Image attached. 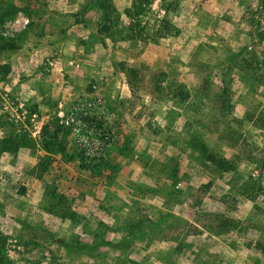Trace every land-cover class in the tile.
<instances>
[{
	"label": "rangeland",
	"instance_id": "374dc122",
	"mask_svg": "<svg viewBox=\"0 0 264 264\" xmlns=\"http://www.w3.org/2000/svg\"><path fill=\"white\" fill-rule=\"evenodd\" d=\"M108 1L0 0V264H264L259 0Z\"/></svg>",
	"mask_w": 264,
	"mask_h": 264
},
{
	"label": "trees",
	"instance_id": "16d2710c",
	"mask_svg": "<svg viewBox=\"0 0 264 264\" xmlns=\"http://www.w3.org/2000/svg\"><path fill=\"white\" fill-rule=\"evenodd\" d=\"M177 0L174 1V4ZM173 5V3H171ZM101 8L103 10V18L105 20V22H108L111 20V14L112 11L114 10L112 4L108 1V0H101ZM256 14H264V0H259V5L258 8L255 10ZM260 22V21H259ZM256 23L258 24V21L256 20ZM263 35V34H262ZM251 61L249 62L248 60H246V63L250 69V67L253 65L252 61L254 62H258V66H264V49L259 52V53H255L252 52V57L250 59ZM235 66L230 67L231 69H233ZM253 68V67H251ZM248 74V73H247ZM249 75V78L247 77ZM245 79L246 81L249 82V85L251 86V88H255L257 86H261L264 83V74H253L252 76H250V74H248ZM207 79L204 80V82ZM202 89H197L196 93L201 94ZM221 93H223V95L225 94V91H222ZM226 106V105H225ZM224 106V107H225ZM228 107V106H226ZM231 107V106H230ZM199 128L201 127L202 130L199 129V135L196 137V149L199 152V154L205 159V161L207 162H212L214 165H216L222 172H230V171H237V164L233 161V160H229L226 159L222 156H220V154L218 152H214L208 145L206 142V136L204 131H208L207 130V125L206 123L202 120L199 121ZM96 137L101 136V134H99L98 132H95L94 134ZM103 138L104 135L102 136ZM1 253V250H0Z\"/></svg>",
	"mask_w": 264,
	"mask_h": 264
},
{
	"label": "built area",
	"instance_id": "2783aa9c",
	"mask_svg": "<svg viewBox=\"0 0 264 264\" xmlns=\"http://www.w3.org/2000/svg\"><path fill=\"white\" fill-rule=\"evenodd\" d=\"M7 107H9L10 109H11V111L12 112H16V111H18L19 110V107H18V105H17V103H16V101H14V100H12V101H8V103H7ZM77 109H79V108H77ZM80 110V109H79ZM76 114H78V113H76ZM76 116V117H75ZM72 115L69 119H68V123H70L71 122V124H73V126H74V130L77 132V133H83V134H88L89 132H90V130H91V128H83V127H79L78 125V116L77 115Z\"/></svg>",
	"mask_w": 264,
	"mask_h": 264
},
{
	"label": "crops",
	"instance_id": "0c3cea01",
	"mask_svg": "<svg viewBox=\"0 0 264 264\" xmlns=\"http://www.w3.org/2000/svg\"><path fill=\"white\" fill-rule=\"evenodd\" d=\"M21 154V153H20ZM36 157H28L29 161L33 162ZM34 163V162H33Z\"/></svg>",
	"mask_w": 264,
	"mask_h": 264
}]
</instances>
